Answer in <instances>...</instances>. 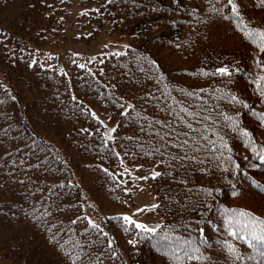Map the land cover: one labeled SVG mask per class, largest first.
I'll use <instances>...</instances> for the list:
<instances>
[{"label":"rangeland","instance_id":"rangeland-1","mask_svg":"<svg viewBox=\"0 0 264 264\" xmlns=\"http://www.w3.org/2000/svg\"><path fill=\"white\" fill-rule=\"evenodd\" d=\"M34 2H38L36 0H13V1H6V3L0 2V28L5 29L8 28L11 32L14 34H18L20 36H24L32 41H35V30L34 28H27L26 26H22L18 23V20L23 18L25 20V25H28L30 22H34L35 18L33 17L32 13L37 10V7L34 6ZM144 2V0L142 1ZM167 7L173 8L174 11L187 9L186 4L187 0H163L162 1ZM141 3V2H140ZM43 9H47V6H43ZM190 11L197 12V10L189 9L186 11L185 16H190ZM252 19H254L257 23H260L264 25V10L261 11H248L246 12ZM200 17V16H199ZM210 25L216 26L218 24L217 21L208 22ZM206 23H203L205 25ZM39 25V24H38ZM223 30H219L216 28H208L203 29L204 26H202L200 32H192V33H185V39H190L191 41H195V51L189 53L188 48V42H184L186 45V53L181 57H173L172 53L165 50V49H159L158 52H156V57L162 56L165 61L169 65V61H174L176 63H183V67H196L198 66H212L216 64L217 62L220 63H233L238 62L239 64H244V60L242 59H236L231 53L230 49H244L245 44L242 41V39L235 33L230 32V29L226 25H219ZM208 32H205V31ZM5 31V30H4ZM158 40L159 37H156ZM155 38L149 39L146 38L145 41L149 42L150 40H156ZM99 38H93L90 41L80 40V38L73 36L72 40L69 41L67 44L69 49L73 50H96L99 45ZM13 45H10V48H12ZM173 57V58H172ZM202 64V65H199ZM245 65V64H244ZM5 73L9 75V81L11 82L12 86H14L16 93L18 94V99L20 103V108L23 112L26 113L28 118L31 121L32 127L36 132L41 134L46 139L56 143L60 147H64L63 142V135H60L57 132H54L47 127L43 126L38 119H36V114L33 112L31 115V108L30 106H26L28 104L29 97L26 98V93L30 91L31 84L33 81V75L30 73L24 66H12V68H6ZM167 72L170 74V76H173L174 78L177 77V72L170 66H168ZM132 92V91H130ZM22 107H26V110H23ZM99 107V106H98ZM94 109H97L95 106H93ZM198 109L201 112V119L198 123L194 125L196 128V131H192L191 125L188 123L187 126L182 127L181 129H177L175 125L170 126L168 128V136L169 138L175 143L180 142L185 139L191 138L195 140L196 136L202 137L203 134H206L207 131L213 130L215 132L214 139L218 138L217 129L212 127V125L209 122V119H215L220 118L215 112H208L205 108H200V106H192V103L190 102L189 98L186 97V100L182 103V106H172L171 111H178L179 109ZM97 114H100V111L97 109ZM14 114L17 116V120H20L22 116H24V113L20 112V110H14ZM74 113H71L68 115V117H73L74 119ZM184 120H189L187 116L184 115ZM207 118V119H205ZM58 124L62 125L63 120L60 118L58 120ZM225 124L227 127H230L232 129V122L230 120L225 121ZM64 127V126H63ZM67 127V126H66ZM24 128V127H23ZM76 129H79V127H76ZM68 132V130H66ZM77 137L73 134V138ZM68 138V144L70 145L71 138L69 135H67ZM239 138V137H238ZM237 138V139H238ZM235 140L233 143L234 145H230V152L234 149L238 155L243 158L246 153L245 151H239L238 147L240 142ZM153 141L150 140L146 144V148L149 149L153 147ZM231 158V157H230ZM229 165L230 168L232 164L230 163V160L227 158L225 159ZM74 165L78 168V163L74 160ZM233 167V166H232ZM82 169V168H80ZM76 169V175L80 181V176H86L89 173L86 170H80ZM156 173H160L159 171H155V166L151 170ZM231 178L239 177L237 167H233L230 170ZM128 175L132 176L135 181L132 182V186L127 188L126 192H129L128 202L122 203L119 206H116L114 204H107L103 201H101V204L99 205L98 212H95L96 216L105 215V213H114L122 211L126 214H130L136 218H138L141 221L146 222L148 225H155L157 222L161 221V216L159 212L157 211L156 202L154 200L157 199L156 195L153 193V190L149 183L145 181L144 178L136 176V173H134L133 168L129 169ZM83 185V184H82ZM84 188L88 191L89 194H85L86 198L90 200L92 203L93 201L98 200V197L96 195V190L85 184L83 185ZM236 191V190H232ZM226 201L231 205H238V206H245L246 208L257 212L259 214L264 215V198L262 196H259L252 192L250 189L245 190L238 198L235 199H226ZM95 207V204L93 205ZM80 211H82V208H80ZM105 212V213H104ZM82 220V219H79ZM36 224V223H35ZM40 225L43 227V224L40 223ZM105 230V225L102 224ZM73 227V224H70V228ZM36 228V227H35ZM175 228V226H174ZM199 229V227H193L187 230L184 235H190L195 230ZM222 228L218 227L213 229V227H204L206 238H209L212 240L214 245L219 246L218 249L207 251L206 247L210 245H204L201 250V257H204V259H199L196 262H193L191 264H249V260L244 259L246 249L243 247H239L235 245L234 243H229L233 247H235L238 250L239 257L231 256L225 249L226 248L223 244V235H222ZM94 239L96 238V233H93ZM107 235V234H106ZM82 242H86L85 238H81ZM111 242V248L106 247V242ZM204 242V239H202ZM98 248L95 252L90 253L87 256L86 264H122L121 259L126 257V252L128 250V247H126L123 243L122 245L115 244V240L113 236L107 235V237L99 239L97 242ZM25 247H27L31 254L35 256V263L39 264V254L36 252V250H39L40 248L37 247V243L35 242H25L23 244ZM101 247V255H100V246ZM122 251H121V250ZM42 250V249H41ZM124 250V252H123ZM115 251V255L112 254V252ZM121 251V252H120ZM43 252H46V255L42 254L44 259L50 263L54 264V260L49 257L50 251L43 250ZM157 253V252H156ZM159 254V253H157ZM162 256L161 254H159ZM3 252L0 251V264H17L15 258L10 261L3 257ZM164 257V256H162ZM165 258V257H164ZM166 259V258H165ZM167 260V259H166ZM168 261V260H167ZM34 262V261H33ZM21 264H26L24 261L20 260Z\"/></svg>","mask_w":264,"mask_h":264},{"label":"trees","instance_id":"trees-1","mask_svg":"<svg viewBox=\"0 0 264 264\" xmlns=\"http://www.w3.org/2000/svg\"><path fill=\"white\" fill-rule=\"evenodd\" d=\"M38 2H34V6L37 7L32 15L33 17L45 18V12L48 8L52 7L59 0H36ZM81 0H66L65 2L68 5L72 3H78ZM246 2V1H245ZM247 3V2H246ZM43 6H47V9H43ZM196 10L199 11V5L195 6ZM191 8L185 9L184 11H188ZM174 11L171 8L170 13ZM165 14V13H164ZM168 15V14H165ZM156 19L152 20V24L144 22L141 24L138 29L141 32L143 37H156L159 39L155 40L157 42L172 40L175 41L181 40L182 34L180 31H176L170 33V31H166L163 28L155 25ZM18 23L23 25V19H19ZM36 22H30L26 27L33 28ZM177 27V23H176ZM153 28V29H152ZM154 30V31H153ZM169 35H173L169 36ZM19 35L15 34V38L19 39ZM161 49H165L172 53L173 57L176 56L177 51L180 49L174 48V46H163ZM172 57V58H173ZM159 66V73H152L150 75L142 76L140 74L136 75L132 78H117L116 82L114 81V77L108 72V70L104 69L102 74L108 75L111 80L109 82L98 81L91 82V86L95 84L97 87L99 86L100 90V99L101 102L105 106H123L124 98L120 94H115V96L110 95L109 88L117 87L118 85L124 86H134L135 88L132 92L126 90L125 93L128 97H133L136 100V106H148V110L157 113V110L164 109L165 106H182V103L186 100V97L189 98L192 106H200V108L207 109L208 112H215L220 118L209 119L210 124L215 129L221 131V134L224 136H228L231 131L230 127H227L225 124L226 117H230V111L226 107L223 101L217 99L214 94L213 87L218 88L219 85L212 82V78L208 77L204 72L208 74L207 71H200V66L196 67H183V63H176L174 61H169V64L176 65V74L177 77L174 78L170 76L167 72L166 65L168 64L162 56H159L157 59ZM0 63H4V60L0 57ZM6 68H12L11 66H4L0 64V74L6 80L11 89L13 86L9 81V75L5 72ZM167 78V79H166ZM100 84V85H99ZM191 94V95H190ZM29 97L28 105L29 106H38L39 102H44L47 95L42 94V98L39 100V96L34 94L31 91L26 93V98ZM4 92L0 90V104H5L4 102ZM38 98V101H37ZM41 105V104H40ZM21 106V105H20ZM33 111V110H32ZM163 119L159 120V122L164 123L168 119L164 116ZM177 116L182 119L180 114L177 113ZM232 118V117H231ZM189 120H182L180 123L175 126L177 129H181L184 126H187L189 123L191 126L198 123V121L194 118V116L189 115ZM233 120V119H232ZM231 126H233V121ZM239 121L246 123L247 125H253L246 117H239ZM141 132L148 133L147 128L141 129ZM142 144H147L143 142ZM188 143L186 144H165L163 146H159V148L151 150L149 152L148 157L144 160L146 166L148 168H154L155 171L160 172V176L163 180L178 182L182 185V189L188 199L191 201H198L203 198L204 194H202L201 190L198 189L199 186L202 187H216L220 184V181L215 177L214 172L208 168L199 167L196 163V160L192 157V155L188 152L189 147ZM191 215H193V210H191ZM16 225L8 226L5 224L0 225V251L3 252V257L7 260L12 261L19 254V260L24 261L26 264H31L33 261L35 262V256L31 254V251L25 247L24 245L19 249H12L9 245V242L12 244L13 241L17 240L16 237L17 229H14ZM26 238L28 241H33L28 239V234L26 232L22 233L21 236ZM30 243V242H28ZM39 254V264H50L48 263L42 254ZM141 264H158L155 260H153L150 256L145 255L142 260L139 261Z\"/></svg>","mask_w":264,"mask_h":264},{"label":"bare ground","instance_id":"bare-ground-1","mask_svg":"<svg viewBox=\"0 0 264 264\" xmlns=\"http://www.w3.org/2000/svg\"><path fill=\"white\" fill-rule=\"evenodd\" d=\"M152 43L159 49L163 46H174L172 40L160 42L152 40ZM132 62L134 63V69L137 74L145 76L152 73H159V61L157 59L136 58ZM168 66L176 69V65L174 64H167V69ZM104 112L116 117L119 116L116 106H108L105 108ZM112 123L116 124V121L113 120ZM20 153L23 154L21 157H11L9 162L15 171L22 174L21 180L13 186L9 193L0 189V225H16L14 229H17L15 236L18 237V241L15 240L12 244L9 242L10 247L12 249H19L25 242H35L37 243V247L40 248L36 250V252L46 255V252H43V250L50 251L49 257L54 260V264H86L87 256L95 252L98 248L89 249L87 247H82L77 252L72 253L70 257H65L59 253L61 243L68 242V235L60 233L59 227L62 225H70V223L74 222L73 210L75 206H77V202L73 198L64 196L62 184L55 183L56 180L60 179V173L56 171L58 165L55 153L51 150L35 148L33 146L21 150ZM0 155H4L1 149ZM133 157L135 159L137 158L136 155ZM254 157L259 163V168L264 170V163L257 159L258 156ZM49 174L52 176L50 181L46 176ZM120 175L123 176V171ZM8 179L9 175L7 172L3 170L0 171V184L7 182ZM261 180L262 190L255 185L254 187L257 191L264 194V173L261 174ZM46 182L48 183L44 188L51 192L53 204L50 205L51 215L44 218L42 214L45 210L46 202L39 198L37 191H39L42 184ZM85 183L93 187L96 193L107 191L111 188V184L107 181L85 180ZM219 195L220 192H215L209 196H203V198L198 200L193 209L194 217L207 218L211 224L218 223L216 210ZM112 214L111 212L105 213L104 216L109 217ZM40 223L43 224V227ZM175 224L179 227L181 232L185 233L190 228H193L195 220L192 217H179L175 221ZM80 230L83 231L84 229L81 228ZM24 232L28 234V239L33 241H28L26 238L19 237ZM56 234L61 235L63 240L61 243L52 245L49 238ZM19 244L21 245L18 248ZM101 247H103V245L100 246V255L102 253ZM57 253L64 259H58ZM34 263L35 262H32L31 264Z\"/></svg>","mask_w":264,"mask_h":264},{"label":"snow or ice","instance_id":"snow-or-ice-1","mask_svg":"<svg viewBox=\"0 0 264 264\" xmlns=\"http://www.w3.org/2000/svg\"><path fill=\"white\" fill-rule=\"evenodd\" d=\"M258 2L260 4H264V0H258ZM227 4L231 6L232 12L234 14L238 13L235 0H227ZM228 18L229 17H225V19H228ZM245 38L250 40L254 44H256V46L261 51H264V31H260L256 29L247 31L245 33ZM217 72L222 76L229 75V71L227 68H219L217 69ZM261 95H264V91L261 92ZM231 101L235 103H241V101H239L235 95L231 96ZM226 119L232 120L231 117H226ZM233 129L238 130L235 123H233ZM238 131L240 135L247 136V133L244 132L242 129H239ZM185 143H187V141H185ZM223 147L226 149L227 144L223 143ZM228 159L230 160L231 158L229 157ZM261 159H264V156H262ZM158 175L159 173H156L153 176V178H155V176H158ZM223 211L226 217L224 222L227 226L226 231H227L228 236H231L237 240H244L245 237H247L252 242L251 246L256 248L259 251V254L261 255V257H264V221L257 220L250 213L245 212V211L229 210V209H224ZM123 220L127 224L134 225L135 228L143 230V232H155V228L149 229L145 227L143 224L136 223L135 221L131 220L127 216L123 217ZM89 224L90 226L94 228L99 227L98 225L92 224L91 221H89ZM233 228H235L236 230L232 231ZM162 239H167V237H163ZM129 243H134V242L129 241ZM224 246L227 248V251L231 256L239 257L238 250L235 247H233L231 244H226ZM179 247L181 248V250L185 251V254L188 255L190 259L197 258L194 255V253L198 251V249L191 248L190 246L189 248L186 249L184 248L183 245H180ZM199 258L204 259V257H199Z\"/></svg>","mask_w":264,"mask_h":264}]
</instances>
